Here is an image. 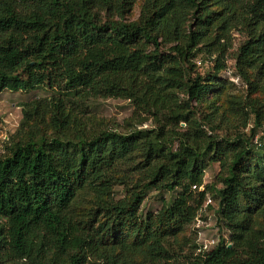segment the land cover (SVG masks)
<instances>
[{"label":"trees","instance_id":"16d2710c","mask_svg":"<svg viewBox=\"0 0 264 264\" xmlns=\"http://www.w3.org/2000/svg\"><path fill=\"white\" fill-rule=\"evenodd\" d=\"M138 2L0 0V93L54 92L24 109L51 137L0 155V264H264V0H142L129 20ZM230 85L246 91L231 106L241 127L220 137ZM96 98L134 104L122 130L89 129L67 107ZM87 188L96 227L72 212ZM150 190L175 196L143 216ZM211 197L229 239L177 259L172 242Z\"/></svg>","mask_w":264,"mask_h":264},{"label":"rangeland","instance_id":"374dc122","mask_svg":"<svg viewBox=\"0 0 264 264\" xmlns=\"http://www.w3.org/2000/svg\"><path fill=\"white\" fill-rule=\"evenodd\" d=\"M142 0L136 4L129 20H137L140 15V7ZM233 48L230 50L228 57V65L233 67L234 59L233 54L237 51L240 43L244 39L238 32L233 34ZM200 72H205L207 64L200 66ZM227 77V76H226ZM231 81V80H230ZM54 92L47 88H41L33 92H10L5 91L0 93V155H6L8 148L18 142H26L31 137L39 139L42 136L51 137L53 130L48 122H43L40 119L30 117L25 114L24 109L34 107L38 102H48L53 97ZM246 91L244 86L232 85L228 86L221 98V104L224 108L223 112L224 121L220 125L218 135L220 137L231 134L232 127H241L236 120L234 112L231 111L232 101L244 99ZM264 99V88H261L254 97ZM238 102V101H237ZM68 109L73 113L78 114L79 118L84 121L89 129L92 130H109L117 129L122 130L125 120L132 117L134 113V104L129 100L113 99V98H96L88 99L85 101L70 100ZM201 111H206V104L201 106ZM251 125H253L251 123ZM150 127V123L145 125V128ZM251 127V126H250ZM249 131V128L246 132ZM263 136L260 132L258 138ZM257 138V139H258ZM256 139V141H257ZM220 171L219 164H211L206 171L204 177V184L211 185L216 181V176ZM113 175H127L137 179V174L129 172V167L119 165L113 170ZM131 186L115 185L113 191L117 199L125 198L128 195ZM204 189L203 187L201 190ZM175 193H166L157 190H150L146 192V197L143 205L141 206L140 213L145 216L147 213H157L163 206L164 201L170 203L174 198ZM212 198V202L208 200L203 208L200 210L199 215L194 223L186 227V229L178 236L177 241H173V250L175 257L181 261H185L191 254H198V247L200 245L207 246L210 249V243L215 240L229 239V234L218 220V202ZM95 193L89 188L83 190L78 195L76 202L72 207V212L77 221L86 227H96L98 221L102 217H98V212L95 207Z\"/></svg>","mask_w":264,"mask_h":264},{"label":"built area","instance_id":"2783aa9c","mask_svg":"<svg viewBox=\"0 0 264 264\" xmlns=\"http://www.w3.org/2000/svg\"><path fill=\"white\" fill-rule=\"evenodd\" d=\"M216 242L217 241H215V240H213L211 243H210V246H214V245H216ZM204 249H208V247L207 246H204Z\"/></svg>","mask_w":264,"mask_h":264}]
</instances>
